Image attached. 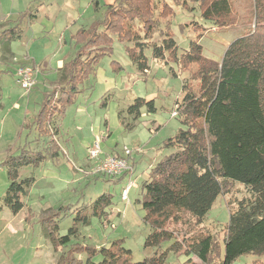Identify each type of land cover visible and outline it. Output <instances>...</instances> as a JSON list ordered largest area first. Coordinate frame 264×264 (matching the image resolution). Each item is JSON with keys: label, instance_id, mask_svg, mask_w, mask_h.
<instances>
[{"label": "trees", "instance_id": "trees-1", "mask_svg": "<svg viewBox=\"0 0 264 264\" xmlns=\"http://www.w3.org/2000/svg\"><path fill=\"white\" fill-rule=\"evenodd\" d=\"M155 1L115 0L107 7L103 21H95L89 29L73 36L76 53L65 63L63 79L45 94L32 123L37 132L35 141L49 138L47 146L24 147L19 154L7 156L3 163L10 181L4 203L18 214L24 208L22 198L36 180L34 176L20 178V169L39 167L47 159L60 157L54 120L65 116L84 91V80L94 73L103 56L112 53V36L132 44L127 46L128 55L144 74L150 69L144 51L152 48L156 60L175 63L181 71L190 73L183 83L182 100L177 102L176 117L183 127L162 144L173 152L151 167L138 200L145 213L144 221L152 227L144 247L153 248L154 253L134 262L123 239L99 248L73 242L80 226L91 225L93 217L104 218L113 206V195L104 192L90 204L75 208L61 205L41 214L44 235L55 251L67 249L57 264H166L170 253L196 256L205 264H232L243 255H264V0H253L251 27L229 44L220 61L203 55L200 39L207 28L199 21L191 24L198 36L183 54H179L171 25L162 29L160 22L174 17L175 8L191 10L195 5L211 28L230 27L238 22L231 0H161L158 16L154 12ZM95 6L98 7L97 1ZM27 17L36 15L28 10L12 24L0 25V44L6 53L11 43L22 36ZM156 36H160V41ZM171 71L176 76L173 68ZM144 107L149 113L157 112L154 100L140 97L128 112L137 119ZM114 156L123 157L124 151ZM129 160L135 170L133 155ZM126 177L130 180L127 173L111 177L97 171L93 180L104 178L117 184ZM236 182L243 184L249 195L235 197ZM221 195L229 196L230 209L223 243L204 227ZM71 214L73 225L67 234L60 235L62 219ZM165 242L171 244L163 250ZM82 254L87 255L86 261L79 257ZM97 256H101L100 261L94 260ZM187 264L198 263L190 258Z\"/></svg>", "mask_w": 264, "mask_h": 264}, {"label": "rangeland", "instance_id": "rangeland-1", "mask_svg": "<svg viewBox=\"0 0 264 264\" xmlns=\"http://www.w3.org/2000/svg\"><path fill=\"white\" fill-rule=\"evenodd\" d=\"M41 1L50 11L48 18L33 21L27 17L23 22L22 39L13 42L12 48L20 63L11 59L12 62L6 67L0 64V68L9 72L0 76V99L3 105L0 107V264H57L67 249L55 251L44 235L41 214L61 205L75 208L83 203L90 204L104 192L113 195V206L104 218L93 217L91 225L80 226L79 235L73 242L99 248L123 239L124 246L132 251L133 261H141L154 253L153 248L144 247L152 227L144 221L145 213L138 202L142 197V183L148 178L151 167L164 155L173 152L172 149L163 148L162 144L183 127L179 117L172 114L177 110V102L182 100L183 83L190 73L181 71L175 63L166 64L156 60L152 48L144 51L150 69L146 74L141 73L127 52V46L132 44L121 42L117 35H113L112 53L103 56L94 73L84 80L81 86L84 91L68 107L65 116L54 120L53 125L59 132L60 157L56 160L47 159L39 167L20 169V178L34 176L36 180L28 195L22 198L24 208L14 214L4 203L10 181L8 168L3 163L7 156L19 154L24 147L42 149L47 146L49 138L40 143L35 141L37 132L33 130L32 123L44 102L45 94L63 79V69L57 68V62L59 59L70 60L75 55L73 36L79 30L89 29L95 21H103L107 7L115 2L18 0L6 24H12L25 10L34 13L41 6ZM96 1L98 7L95 6ZM231 2L238 15L236 25L211 28L210 22L201 18L199 8L192 5L191 10L175 8L174 17L161 19V28L171 25L179 54H183L198 36L191 24L195 20L199 21L207 28L200 39L203 55L220 61L229 44L242 37L251 27L253 0ZM161 7V0H156L154 12L157 16ZM181 25L184 29H181ZM159 38L156 36L158 41ZM32 59L37 63L47 62L50 72L36 67ZM29 65L34 67L38 78L36 85L30 91H25L17 82L14 72L16 70L17 74L19 68ZM139 97L154 100L157 112L149 113L144 107L137 119L130 115L128 109ZM98 138L103 151L101 157L122 153L124 147L135 150L133 179L136 184L130 190L128 201L122 199V192L129 178L117 184L104 178L93 180L98 161L89 158V148ZM136 149L142 151L139 153ZM233 193L238 198L249 195L247 188L239 182H236ZM228 200L229 196L221 195L204 223V227L211 230L222 243L230 216ZM73 218L71 214L62 219L60 235L67 234L73 225ZM170 244L165 242L162 249L166 250ZM79 257L84 261L87 259L86 254ZM190 258L198 264H205L199 262L196 256L175 253L169 254L166 264H187ZM94 260L100 261L101 256ZM261 262L264 263V255L247 254L232 264Z\"/></svg>", "mask_w": 264, "mask_h": 264}, {"label": "built area", "instance_id": "built-area-1", "mask_svg": "<svg viewBox=\"0 0 264 264\" xmlns=\"http://www.w3.org/2000/svg\"><path fill=\"white\" fill-rule=\"evenodd\" d=\"M17 82L25 91H30L36 85V70L31 65L23 66L19 68L16 74ZM178 112L175 110L173 116H177ZM124 156L117 157L114 155H107L101 157L103 153L101 148V141L98 138L95 144L89 148V158L91 160L98 161L97 171L104 172L111 177H117L127 173L130 176V180L123 189L122 199L128 201L130 190L135 186L136 181L132 178L135 174L134 167L130 164L129 157H131L135 150H131L128 147H124ZM137 152H141V149H136Z\"/></svg>", "mask_w": 264, "mask_h": 264}, {"label": "crops", "instance_id": "crops-1", "mask_svg": "<svg viewBox=\"0 0 264 264\" xmlns=\"http://www.w3.org/2000/svg\"><path fill=\"white\" fill-rule=\"evenodd\" d=\"M17 1L18 0H0V25L6 24L9 21L8 19L11 16L12 11L15 10V3ZM46 6L47 5L45 4V2L44 1H41V6H39V8L34 12V14L36 15V17L35 18H31V20H33V21L34 20L40 21L43 18L47 19L50 11H49V9H47ZM21 13H23V12H20V14ZM22 37L23 36H21L19 39H22ZM19 39H17V40H19ZM13 42L10 45V51L8 53H6L4 51L3 45L0 44V52H1L0 53V64H2V66L4 64L5 67H6L12 61L14 62V60L17 61V63H20V60H17V57L15 55V52L13 51V48H12ZM11 59H12V61H11ZM32 60H33V63L36 64V67H39L40 66V67H42V69L46 70L48 73L50 72V70H49V64L47 62L37 63L35 59H32ZM67 61L68 60L59 59L58 62H57V68L60 69V70H62L63 67H64V65H65V63ZM33 66H35V65H33ZM54 70H56V69H54ZM60 70H58V71L60 72ZM15 72H16V70H15ZM15 72H14V76L16 78V73ZM62 72H63V70H62ZM7 73L9 74L8 70H5L3 68H0V76H5ZM56 73H58V72H56ZM39 75H42V74L40 73ZM36 77H37V74H36ZM1 80H2V77H1ZM1 91H2L1 93H3L4 90L1 89ZM1 100L2 99H0V107H3ZM16 108H19V105H16ZM117 154H122V153H118L117 152L116 154H112V155H117ZM107 155H110V154H107Z\"/></svg>", "mask_w": 264, "mask_h": 264}]
</instances>
